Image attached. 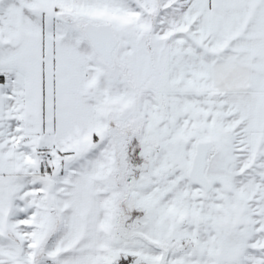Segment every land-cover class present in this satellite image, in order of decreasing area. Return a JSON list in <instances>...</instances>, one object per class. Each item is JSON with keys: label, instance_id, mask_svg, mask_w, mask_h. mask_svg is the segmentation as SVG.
I'll return each mask as SVG.
<instances>
[{"label": "snow or ice", "instance_id": "snow-or-ice-1", "mask_svg": "<svg viewBox=\"0 0 264 264\" xmlns=\"http://www.w3.org/2000/svg\"><path fill=\"white\" fill-rule=\"evenodd\" d=\"M0 264H264V0H0Z\"/></svg>", "mask_w": 264, "mask_h": 264}]
</instances>
